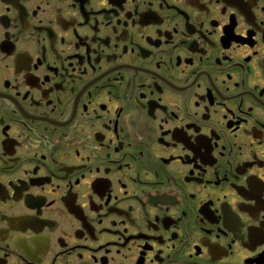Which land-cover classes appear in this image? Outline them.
Instances as JSON below:
<instances>
[{
  "label": "flooded vegetation",
  "instance_id": "af4514ba",
  "mask_svg": "<svg viewBox=\"0 0 264 264\" xmlns=\"http://www.w3.org/2000/svg\"><path fill=\"white\" fill-rule=\"evenodd\" d=\"M0 264H264V0H0Z\"/></svg>",
  "mask_w": 264,
  "mask_h": 264
}]
</instances>
